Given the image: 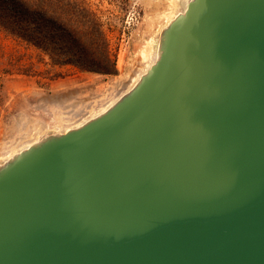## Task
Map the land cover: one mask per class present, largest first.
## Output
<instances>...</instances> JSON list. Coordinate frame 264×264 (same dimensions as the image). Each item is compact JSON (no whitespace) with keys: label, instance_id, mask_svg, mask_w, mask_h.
<instances>
[{"label":"water","instance_id":"1","mask_svg":"<svg viewBox=\"0 0 264 264\" xmlns=\"http://www.w3.org/2000/svg\"><path fill=\"white\" fill-rule=\"evenodd\" d=\"M54 135L0 166V264H264V0H190L106 115Z\"/></svg>","mask_w":264,"mask_h":264},{"label":"rangeland","instance_id":"2","mask_svg":"<svg viewBox=\"0 0 264 264\" xmlns=\"http://www.w3.org/2000/svg\"><path fill=\"white\" fill-rule=\"evenodd\" d=\"M84 1L102 23L116 72L53 67L38 60L35 48L0 32V163L38 136L75 125L128 92L151 64L163 26L190 0ZM20 63L27 72L17 70Z\"/></svg>","mask_w":264,"mask_h":264},{"label":"trees","instance_id":"3","mask_svg":"<svg viewBox=\"0 0 264 264\" xmlns=\"http://www.w3.org/2000/svg\"><path fill=\"white\" fill-rule=\"evenodd\" d=\"M0 32L35 48L38 60L53 67L116 72L102 23L84 0H0ZM22 66L17 70L27 72Z\"/></svg>","mask_w":264,"mask_h":264},{"label":"bare ground","instance_id":"4","mask_svg":"<svg viewBox=\"0 0 264 264\" xmlns=\"http://www.w3.org/2000/svg\"><path fill=\"white\" fill-rule=\"evenodd\" d=\"M187 6H188V4H187ZM187 6H186V8H187ZM176 15H177V14L173 15V17L167 21V23L165 24V26H163V28L166 27V26L168 25V23H169V22H170V21H171ZM160 33H161V31H160ZM160 33H159V37H160ZM165 35H166V34H165ZM159 37H158V41H157V45H156V49H155V54H154V56H153V59H152V61H151V64L148 65V67L144 70L143 73H141V74L138 75V77L136 78V80L133 82L131 88H133V87L136 85V83H137V81L140 79V77H141L142 75H144V74L148 71V69H151L152 66L155 64V62L158 60V44H159ZM131 88H130V89H131ZM113 103H114V102H113ZM113 103H111L109 106H107L106 108L102 109V110L99 111L98 113L94 114L93 116H91V117H89V118H87V119H84L83 121H81V122H79V123H77V124H75V125L69 126V127L65 128V129H63V130H59L58 132L55 133L54 138H56V137H61V136H64V135H67V134L73 133L74 131L79 130V129H82V128H84L85 126H87L88 124L92 123L93 121H95V120H97V119L103 117L104 115L107 114L108 109L111 107V105H112ZM41 130H42V127L39 126V127H38V130H37L36 133H39ZM45 137H46V136H44V135H40V136H38V138H37L36 140H33V141L29 142L28 144H26L25 146H23L22 148H20L19 150L10 153V154L7 155V156L4 158V160L0 163V166H1L3 163L10 164V162L16 158L15 156H18L19 154H21V153L24 152V151H26V150H30V149H33V148L36 147V146L39 147L41 144H44L43 142H44L45 140H43V139H44Z\"/></svg>","mask_w":264,"mask_h":264}]
</instances>
